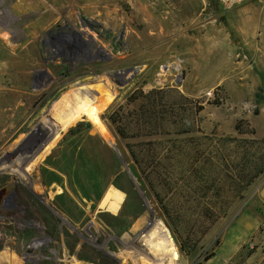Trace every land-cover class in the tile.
<instances>
[{"label":"rangeland","instance_id":"obj_1","mask_svg":"<svg viewBox=\"0 0 264 264\" xmlns=\"http://www.w3.org/2000/svg\"><path fill=\"white\" fill-rule=\"evenodd\" d=\"M263 152L264 0H0V264H264Z\"/></svg>","mask_w":264,"mask_h":264},{"label":"trees","instance_id":"obj_2","mask_svg":"<svg viewBox=\"0 0 264 264\" xmlns=\"http://www.w3.org/2000/svg\"><path fill=\"white\" fill-rule=\"evenodd\" d=\"M210 3L213 6H215L216 0H210ZM237 128L239 129V125L237 126ZM251 148H253V145H251ZM245 155L247 157V160H249V157H248L249 155L247 154V152L245 153ZM223 158H224V155L222 154L221 160H223ZM263 173H264V152L259 155L258 159L256 158V161L251 162V165L249 164V166H247L246 169H244L240 172H237V173L235 172L233 174V177L231 176V178L227 177L228 179L230 178L234 181L231 182L232 184L227 183L226 186L225 185L221 186V188H219L217 190V193H220V195H222V191H223L226 195V198H229V196H234L235 198H238V196H240L241 194H244V192L247 191L252 186V184L256 180V178L258 176L262 175ZM75 177L79 178V175L77 174V176H75ZM213 183L214 182H210V185L205 184L203 187L201 186V191H203L205 194H209V193H211L212 195L215 194L216 188L214 185H212ZM87 187L88 186H84L83 189L81 187L82 196H85L86 198H89V199H92V198L98 199L99 194H100V191H99L100 186L98 184H95L92 186L91 189H89V187L88 188ZM92 194H94V195H92ZM60 197L62 198L63 196H60ZM230 200L231 199H226V202H225V204L228 207H230V205H229ZM160 204L162 205V209L164 211V214L168 218V220H169V218L171 220L170 210L167 208V206H165L163 204V201H161ZM206 211L209 214L211 213V210H209V209H206ZM170 220L168 221V224L170 225L172 232H173L174 239L176 240V242L180 246V249L182 250V252H188L189 251L188 253L191 256L196 255L197 249L190 245V240L187 237L185 238V240L180 239V241H179V239H178L179 237L175 236L176 232L174 231L171 223H169V222H171ZM213 256H214V253H212L208 257L207 260H209Z\"/></svg>","mask_w":264,"mask_h":264},{"label":"crops","instance_id":"obj_3","mask_svg":"<svg viewBox=\"0 0 264 264\" xmlns=\"http://www.w3.org/2000/svg\"><path fill=\"white\" fill-rule=\"evenodd\" d=\"M36 163L37 162H35V164ZM122 199H123V195L120 192L116 190L109 191L107 192L105 198L103 199L102 205L105 206L111 212L116 213L120 209ZM242 230L243 229L241 228L237 232H240ZM155 235H156V238L160 239L161 243H163L166 247H169L165 250L166 253H168L166 256V259L164 260V262L162 261L161 264H172L174 262H177L176 248L171 247V245L168 246V242H167L168 240L166 239L167 236L165 235V232L161 228H159L158 230H156ZM236 241L237 240L234 237L232 238L230 237L226 242H224L221 248L219 249L217 255L215 256V258L209 261L210 264H225L228 261H230L231 258L237 253V250L240 246V242L239 244L236 245ZM217 258L218 260L216 261Z\"/></svg>","mask_w":264,"mask_h":264},{"label":"flooded vegetation","instance_id":"obj_4","mask_svg":"<svg viewBox=\"0 0 264 264\" xmlns=\"http://www.w3.org/2000/svg\"><path fill=\"white\" fill-rule=\"evenodd\" d=\"M63 198H65V194H63V197H62V199ZM25 213H27V212H23V214H25ZM13 216H14V214H13ZM47 219L46 218H44L43 217V221H44V223L47 225V223H49V222H47L46 221ZM15 223H17V225H20V223H21V219L19 218L17 221L15 220ZM30 228L31 227H33V225H31V224H29L28 225ZM21 229H23V228H21ZM56 229V228H55ZM55 229H53V231L55 230ZM37 230H38V232H39V234L41 235V236H44V235H46L47 234V230H48V228L47 227H39V228H37ZM52 230V229H51ZM57 230V229H56ZM58 232H61L60 231V229H58L57 230ZM59 234H61V233H59ZM59 240H60V238H59ZM30 254V253H29ZM77 257L79 256H81V251L80 252H77V255H76ZM43 258H45V256H42ZM41 257V258H42ZM27 260H25V261H22V262H20L19 264H44V263H47V264H51V263H57V264H60L61 263V259H59V257H58V259H55L54 261H52V260H42V259H40V260H35L34 258H32V257H30V259L29 258H26Z\"/></svg>","mask_w":264,"mask_h":264},{"label":"built area","instance_id":"obj_5","mask_svg":"<svg viewBox=\"0 0 264 264\" xmlns=\"http://www.w3.org/2000/svg\"><path fill=\"white\" fill-rule=\"evenodd\" d=\"M224 9H232L250 0H217Z\"/></svg>","mask_w":264,"mask_h":264},{"label":"bare ground","instance_id":"obj_6","mask_svg":"<svg viewBox=\"0 0 264 264\" xmlns=\"http://www.w3.org/2000/svg\"><path fill=\"white\" fill-rule=\"evenodd\" d=\"M16 82V81H15Z\"/></svg>","mask_w":264,"mask_h":264}]
</instances>
